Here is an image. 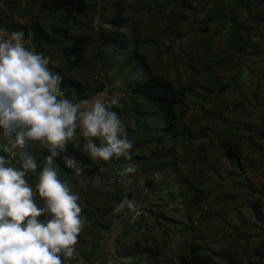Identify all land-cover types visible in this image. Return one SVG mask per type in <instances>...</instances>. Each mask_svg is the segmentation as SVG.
<instances>
[{"label": "rangeland", "instance_id": "rangeland-1", "mask_svg": "<svg viewBox=\"0 0 264 264\" xmlns=\"http://www.w3.org/2000/svg\"><path fill=\"white\" fill-rule=\"evenodd\" d=\"M87 1L85 12L69 24L71 36L90 38L85 60L68 71L61 50L69 38L37 44L30 34L31 22L49 29L60 16L46 14L40 0H0V28L23 31L25 47L47 58L54 72L103 85L107 96L120 93L122 118L136 121L132 158L118 164L90 159L77 128L80 150L90 159L86 168L97 169L86 175L82 167L77 177L57 168L86 218L76 254L61 257L64 264H181L191 245L212 257L211 264L264 262V222L255 218L256 211L264 218V17L259 18L264 2ZM119 1L128 20L122 27L129 37L125 48L99 41V31L111 28L113 3ZM133 49L147 57L151 74L192 87L184 111L177 110L175 132L165 133L160 111L131 92V84L148 76ZM226 139L238 146V159L226 154L221 145ZM0 142L7 146L2 130ZM28 151L47 152L39 142H30ZM131 166L136 170L127 172ZM26 179L35 190L38 178ZM124 201L135 208L125 204L116 211ZM36 203L44 206L38 196Z\"/></svg>", "mask_w": 264, "mask_h": 264}, {"label": "clouds", "instance_id": "clouds-1", "mask_svg": "<svg viewBox=\"0 0 264 264\" xmlns=\"http://www.w3.org/2000/svg\"><path fill=\"white\" fill-rule=\"evenodd\" d=\"M62 82V74L49 67L47 58L25 47L23 31L0 28V130L10 154L0 155V264H64L61 257L76 254L86 218L79 197L58 178L55 164L69 141L81 149L82 137L81 150L92 160L131 159L128 128H135L136 121H126L112 110L122 107L121 94L102 92L77 103L66 97ZM30 142H39L49 153L42 165L28 151ZM63 159L79 177L80 162L71 156ZM38 167L34 190L26 176ZM37 196L43 207L37 205ZM125 204L135 208L124 201L116 211ZM41 216L49 218L41 221Z\"/></svg>", "mask_w": 264, "mask_h": 264}, {"label": "trees", "instance_id": "trees-1", "mask_svg": "<svg viewBox=\"0 0 264 264\" xmlns=\"http://www.w3.org/2000/svg\"><path fill=\"white\" fill-rule=\"evenodd\" d=\"M41 8L48 15H56L60 16L58 22L54 25H51L49 29H47L43 24L38 21H33L30 24V34L32 35L33 40L37 43H48L52 44L58 38H69L70 44L65 46L61 50V57L64 64L67 66L68 71L72 68H77L83 65L84 58L86 55V45L89 42L90 38L87 35H76L71 36L69 33V24L72 18L75 15H81L88 8L87 0H40ZM38 2V0H33L32 3ZM261 4L264 0H254L253 3ZM126 8L121 1L113 3V16L111 18V28L107 30L99 31V41L102 45L112 46L119 48H125L128 46L129 37L127 33L122 30L123 25L127 23V17L125 16ZM259 17V16H258ZM264 17L260 16L259 18ZM264 19V18H263ZM238 17L235 15L233 23L237 26V33L239 31ZM26 34H24V37ZM132 56L139 60V62L145 67L148 76L135 83L131 84L132 87L131 92L134 96H143L149 102H151L161 113L164 119V132L169 134L170 132H175L177 129L176 122H178V108H182L184 111L185 108L182 107L186 97V91L190 90L192 87H184L179 83L175 85L168 79H165L162 76L151 74L149 71V64L147 62V57L145 55L137 52L135 49L132 50ZM63 82L61 84V88L65 91L66 95L72 96L75 99V102H80L82 100H89L93 98L96 94L101 93L104 89L103 85H98V87H92L89 83H82L74 78H72L68 73H62ZM254 97L255 94H254ZM117 113L121 118L123 117L122 109L120 107H114L112 109ZM123 119V118H122ZM1 132V130H0ZM260 132L264 136V127L260 128ZM129 139L134 143L132 136V128H128ZM251 140V138H249ZM221 145L226 148V154L229 158L238 159L239 158V148L236 144L229 141L228 139L223 140ZM262 146H258L261 148ZM6 145L4 142H0V155L5 157L10 154L5 151ZM67 151L62 153L60 157H57L55 160V164L57 168L63 173H72L74 170L66 167L64 163L63 157L71 156L74 157L77 162H80L81 167L88 166L90 161L86 154H84L80 149H76L73 147L71 143H67L66 145ZM134 149H131V157ZM48 153L46 151H42L39 154H36L34 157L37 159V163L42 165L43 159L46 157ZM16 164L18 165V157H15ZM124 160H129L125 156L113 157L110 161L112 164H118ZM101 164H105L104 161L101 160ZM240 167V165L238 164ZM96 167L92 170L85 169L86 175H91L96 171ZM40 168L38 167L35 173L29 172L27 175L30 178H38ZM35 183L34 181H32ZM152 182H148L151 184ZM35 186V184H32ZM255 208V207H253ZM255 218L260 222L261 219L264 222V218L260 217V213L258 211L255 212ZM262 233L264 234V224L262 226ZM146 250H140L139 252H144ZM80 253L84 260H88L89 254L81 251ZM91 256V255H90ZM181 264H211L212 258L209 255L202 253L201 247L197 245H191L188 253H182L181 255ZM229 261V259H227ZM256 264H264V262H257Z\"/></svg>", "mask_w": 264, "mask_h": 264}, {"label": "crops", "instance_id": "crops-1", "mask_svg": "<svg viewBox=\"0 0 264 264\" xmlns=\"http://www.w3.org/2000/svg\"><path fill=\"white\" fill-rule=\"evenodd\" d=\"M85 60V59H84ZM77 68H79V67H77ZM94 98V97H93ZM89 100H91V99H89ZM134 140V139H133ZM134 144V143H133ZM133 149H134V146H133ZM87 156V155H86ZM132 158V157H131ZM90 160V159H89ZM242 221H243V219H241ZM212 258V257H211ZM213 259V258H212Z\"/></svg>", "mask_w": 264, "mask_h": 264}]
</instances>
